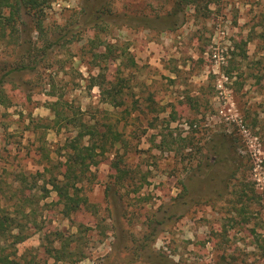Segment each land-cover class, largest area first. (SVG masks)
Listing matches in <instances>:
<instances>
[{
  "label": "rangeland",
  "instance_id": "374dc122",
  "mask_svg": "<svg viewBox=\"0 0 264 264\" xmlns=\"http://www.w3.org/2000/svg\"><path fill=\"white\" fill-rule=\"evenodd\" d=\"M173 2L109 0L113 25L68 35L45 57L43 38L22 34L35 68L3 85L0 105V253L13 264H128L154 228L149 248L175 262L264 264V0H204L177 19ZM81 6L50 0L47 38L73 29ZM25 61L0 42V76ZM223 108L232 109L226 118ZM80 124L99 133L112 126L121 138L103 155L96 149L98 164L84 174L67 161L72 144L91 145L78 138ZM224 135L231 148L217 164ZM221 165L230 170L226 192ZM116 167L129 173L123 186ZM207 173L214 182L201 187L204 199L177 205L183 182ZM81 198L90 207L65 206Z\"/></svg>",
  "mask_w": 264,
  "mask_h": 264
},
{
  "label": "trees",
  "instance_id": "16d2710c",
  "mask_svg": "<svg viewBox=\"0 0 264 264\" xmlns=\"http://www.w3.org/2000/svg\"><path fill=\"white\" fill-rule=\"evenodd\" d=\"M50 0H0V42L21 49L23 54H26L28 57V61H25L21 64H18L12 69L7 70L0 76V105H5L7 98L3 92V85L7 81H11L14 77V74L24 75L26 72L33 71L35 68L33 51L34 48L31 45L29 39L23 37V33L27 31L35 32L39 34L43 40L45 41V45L41 48L42 55L45 57L51 50V47L56 44L60 45V42L66 36H75L81 31H86L87 29H102L107 27L116 21L117 18L111 16L110 8H109V0H82L81 13L79 17L77 25L71 29L64 31L62 36H58L54 41L49 40L47 37L46 29L43 25L45 19V6ZM204 0H174L171 17L177 19V15L181 13L185 8L189 6H193L194 8L199 7ZM28 20L29 22H25ZM115 24V23H114ZM176 24V22H175ZM37 54V53H36ZM98 58H104V54H96ZM37 63V61H36ZM109 97H111V101L116 102L117 96L120 94L119 90L114 89L112 92H107ZM57 118L60 120V115L57 113ZM83 129L84 132H81L78 135L80 137L89 136L91 138V145L86 147L78 146L77 144H72L71 148L73 150V154L69 156L67 160L69 164L77 168V172L85 173L89 171V168L92 166H97L98 162L96 161L95 151L98 149L100 154L106 150V146H115L120 144L121 138L116 130L112 128V126L107 127V129L103 133H99L93 128L86 127L84 124H80L79 126ZM84 133V134H82ZM97 137L95 142L93 140ZM219 146L214 149V154L217 157V164L225 163L227 161V157L229 156L230 146H229V138L227 136H221L219 138ZM75 142V141H74ZM73 142V143H74ZM216 164V165H217ZM223 167L225 165H221V169H216L218 174L223 175L222 184L225 188V192L230 187L229 181L224 179L227 176L228 170H225ZM82 169L84 170L82 172ZM116 183L119 186H123L124 183L129 179V173L127 171H122L118 167H116ZM232 172V171H231ZM211 173H207L202 176L199 174V178H191L187 182H183L181 190L183 191V196L180 201H177V205L182 204L183 206L188 205L189 202H194L195 199L198 198L197 201L204 199L200 198V189L203 185H205L208 189L213 186V179L210 177ZM213 174V171H212ZM128 177V178H127ZM237 177L235 176V179ZM145 181V180H144ZM52 187L54 189H59L58 184L56 182H52ZM106 191V198L108 202H110L113 206L115 204V200H112V187L108 186ZM109 190V191H108ZM217 190V189H216ZM87 205L90 207L85 198H81L79 200H73L72 204L66 205L67 208L78 210L77 207ZM116 207V206H115ZM175 215V207L171 212L164 211L162 220L156 221V225H164L166 221H170L172 217ZM118 225V223H117ZM0 227L3 229L5 227V223L0 221ZM0 228V229H1ZM116 241L117 246L116 249H120L125 247V233L122 228H116ZM145 234L142 235L141 239L134 243L135 247L132 250L131 258L128 261V264H183L181 262H175L168 256L163 253L155 252L149 248L148 242L149 240L155 237L156 228L154 230H147ZM55 252V257H57V261H62V256L65 255L64 252H60V250H52ZM0 264H13V262L9 259L8 255H5L3 252L0 253ZM218 264H231L222 260Z\"/></svg>",
  "mask_w": 264,
  "mask_h": 264
},
{
  "label": "built area",
  "instance_id": "2783aa9c",
  "mask_svg": "<svg viewBox=\"0 0 264 264\" xmlns=\"http://www.w3.org/2000/svg\"><path fill=\"white\" fill-rule=\"evenodd\" d=\"M219 89H223V87L221 85H219ZM224 99H225V97H224ZM225 110L227 111L228 114H230L232 109L231 108H228V109L227 108H223L222 110H220L219 113L226 118L227 117V114H226ZM237 125L240 128V133H242V135L244 137H247L248 136V133H247L246 129L244 128V126L242 125V123L240 121L239 122L237 121Z\"/></svg>",
  "mask_w": 264,
  "mask_h": 264
}]
</instances>
